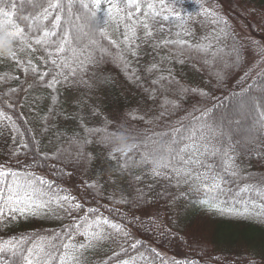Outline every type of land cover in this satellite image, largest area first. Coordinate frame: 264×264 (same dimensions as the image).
Here are the masks:
<instances>
[{
	"label": "trees",
	"instance_id": "16d2710c",
	"mask_svg": "<svg viewBox=\"0 0 264 264\" xmlns=\"http://www.w3.org/2000/svg\"><path fill=\"white\" fill-rule=\"evenodd\" d=\"M60 2L70 4L71 10H50L49 19L39 22L56 32L49 38L52 43L37 45L30 40L33 50L18 53L20 65L0 61V77H5L0 80V96L7 93L4 98L11 97L15 106L4 111L18 129L10 130L7 122L0 125V167L22 177L41 178L52 185L53 192L70 199L61 201L62 208L53 209L56 204H52L23 215L5 209L0 218V244L23 239L22 248L28 249L41 238L59 236L63 242L78 246L86 244L87 238L74 231L75 225L85 219L89 223L106 219L121 231L102 225L106 239L77 252V259L70 264H264V219L235 214L245 207L252 213L264 212V131L259 124L264 120V108H255L244 128L239 118L231 117L240 101L255 99L258 105L264 103V0H169L183 12V26L176 20L160 21L157 25L149 17L152 35L148 36L137 24L134 37L128 31L132 21L124 12L108 16L109 5L102 0L92 21L99 29L91 32L95 44L76 43L79 40L74 39L78 33L74 26L80 25L82 30L85 26L83 19H76L86 12L80 7L81 0ZM112 2L122 4V0ZM149 2L153 0H142L143 10ZM41 3L47 6L46 0H17L22 15L38 14L41 9L33 4ZM206 8L213 10L221 22L213 23L212 17H205ZM57 14L62 17L61 23L53 29ZM134 17L136 21L145 20L143 14L134 12ZM66 32L72 41L69 47L85 49L79 60L87 64V70L80 72L78 62L73 61L77 76H69L67 81L64 76H68L69 70L62 69L61 76V69L50 62L55 58L59 63L55 48ZM33 35L38 38L42 32L33 30ZM126 35L131 38L127 43ZM180 40L191 49L179 57L184 63L177 62L178 45L170 43ZM166 41L169 43L165 44ZM201 45L207 50L197 51ZM119 55L124 59L117 58ZM89 58L91 63H87ZM153 64L163 69L164 75L170 70L182 85L191 89L183 95H167L178 107L164 105L165 96L152 83L160 73L147 71ZM32 68L37 71L32 72ZM54 79L57 82L49 88ZM205 123L215 131L212 143L229 150L234 157L237 175H232V169L225 171L220 156L197 153L201 164L187 167L218 176L221 191L217 193L198 192V182H179L173 169L186 165L176 153L170 167L161 168L162 174L154 176L152 169L156 165L144 162L139 154L128 160V167L124 168L121 154L110 159L111 143L105 146L101 142L106 129L122 131L129 143L147 142L148 147H141L140 151H147L152 159L156 155L153 147L163 142L155 146L151 142L163 133L172 137L179 129L175 133V147L178 150L190 146V152L183 154L186 160L196 149L202 151L199 128ZM193 129L196 134L188 139ZM73 139L80 141V157L75 155ZM85 139L89 142L83 143ZM58 150H68L72 157L56 159ZM168 163L166 152L160 164ZM11 180L10 176L0 178V193L5 198ZM245 188L248 190L242 191ZM205 197L209 203L218 200L225 211L197 202ZM150 209L165 214L160 235L141 228L135 231L137 222L133 224V218ZM92 230H96L94 226ZM55 243L57 251L51 264H60L64 249L59 247V240ZM0 264L24 261L7 251L0 253Z\"/></svg>",
	"mask_w": 264,
	"mask_h": 264
},
{
	"label": "snow or ice",
	"instance_id": "6c2138e0",
	"mask_svg": "<svg viewBox=\"0 0 264 264\" xmlns=\"http://www.w3.org/2000/svg\"><path fill=\"white\" fill-rule=\"evenodd\" d=\"M31 2V0H28ZM108 8L106 10V14L108 16H112L113 13L119 15L121 12H124L127 16L129 21H132L131 25L128 26V31L132 33L134 37L136 35V25L141 24L142 27L145 29L146 34L148 36L152 35V31L149 27L148 18L150 17L151 20L155 24H159L160 21H168V20H176L177 23L183 26L184 19L183 16L175 13V14H165L169 12H174L171 6L175 5V3H170L169 0H155V2H149L145 5L146 10H143L141 7L142 0H122L121 3H113L112 0H107ZM47 6L43 3L41 4H33V7L40 8L41 11L35 15H22L20 12V7L23 4H20L18 7L17 0H0V30H2L7 25L8 34L14 37V47L12 53L7 56L3 57L0 56V61L8 60L10 62H15L17 65H20L22 61L19 59V52H23L25 50H33L32 45L29 42L30 40H34V43L37 45H49L52 41L49 39L56 35V32L53 30H49L43 24L39 23L41 21H47L49 16L52 14L50 10H57L63 11L65 8L67 10H71V5H62L60 0H46ZM80 7L86 10L83 17L77 16L76 19H86L88 21V26L92 29L99 30L92 26V21L96 17L97 12L102 7V0H89V2H83L81 0ZM129 9L133 11H128ZM134 12L137 14H143L145 16V20L143 21H136L134 17ZM205 17H212L213 23H219L220 18L217 14L211 9H204ZM62 17L57 14L53 18L52 28L56 29L60 26ZM225 23V27H227V22ZM77 32L82 31V27L80 25L74 26ZM33 30H37L42 32L38 38L33 35ZM190 34V32L186 33ZM70 33L66 32L64 36L60 39L59 43L55 48L56 56L59 57V63L57 59L51 58L52 53H49V57L51 58V64L56 66L58 69H61L60 75L64 76L62 69L67 68L69 70L68 76H64L65 81L69 79V76L76 77L77 76V67H73V61L78 62V68L80 72H84L87 70V64L84 60H79L80 56H83L85 53L84 48H77L75 46L69 47L72 41L69 39ZM74 39L78 40L79 36L74 37ZM125 42L127 43L131 38L129 36L124 37ZM91 43L95 44V41H91ZM114 43V42H113ZM165 44L169 42H164ZM173 44L178 45L177 51L175 56L178 58V63H184L183 59H179V57L184 56L185 50L188 49L191 51L187 43L183 40L180 41H173L170 42ZM255 44V42H253ZM258 46V45H257ZM86 47V46H85ZM197 51H206L207 49L204 48L203 45L197 46ZM101 51H104L101 49ZM68 53V55H61L63 53ZM136 53L133 51L132 55ZM117 58L123 60V56L119 55ZM239 58V54L237 55ZM207 63V61H205ZM87 63H91V59L89 58ZM28 64L31 65L32 62L29 60ZM25 72L28 71V68L24 69ZM32 72H36V68L31 69ZM148 72H159L160 75L157 79H154L152 83L158 86V91L161 95L165 96L164 105H171L173 108L178 107V105L169 99H167V95L169 93L172 94H180L183 95L184 93L191 91V89L185 87L181 84L179 80H177L171 73L168 71V75L163 74V69H161L157 64H153L147 69ZM261 76H264V73H261ZM14 78V77H8ZM5 79V77H0V80ZM39 79H43V76H40ZM57 81L54 79L52 83L48 84V87L51 88ZM81 83H85L84 81H80ZM31 87V86H30ZM15 93V89L11 90ZM201 95H206V93L201 92ZM7 96V93L4 96H0V104L3 107H0V125H3L5 122L8 123L10 130L18 131L16 129L15 122L12 121L11 116L4 111V108H13L15 105L11 102V97L8 96L7 99L4 97ZM245 101H240L239 104L243 106ZM253 109L257 107L264 108V103L257 104L255 99L251 101ZM208 114V110H206L205 115ZM199 119V118H198ZM260 130L264 131V120L259 122ZM207 130V131H205ZM180 130L176 129L175 132L172 134V137H168L167 133L160 134L158 140H153L151 143L155 146L158 145L161 141L166 145V150L169 155V163L168 164H159L155 168L152 169V175L160 176L162 173L160 171L161 168H168L170 167V161L173 157V154L176 153L179 155L180 159L184 162L186 167L182 169H173L175 175L179 178V182L183 183H191V182H198L199 188L197 189L198 192H213L217 193L221 191V185L219 183V177L214 175H209L208 172H200L197 171L193 167H187L192 165L201 164V161L196 158V154L202 155H211V156H220L225 165V171L232 169V175H237L235 171V159L232 155H230L229 150L223 147H216L215 144L212 143V140L215 139V131L208 125L207 123L200 125L199 132H200V140L203 141L202 144V151L201 149H196L195 152H192L191 155L188 156V159L184 160L185 153L190 152V146L185 145L183 148L177 150L175 147L178 144V140L175 138V133H178ZM196 129H193L187 137L188 139H192L193 136L196 134ZM117 131H108L105 130V135L102 137L101 142L107 146L111 143L112 139L116 135ZM211 134V135H210ZM166 137H168L166 139ZM88 140H84L83 143H88ZM71 143L76 146L77 152L75 155L77 157L82 156V152L79 151V144L80 141L77 139H73ZM28 145L25 144L23 147H27ZM141 147L147 148V142H140L134 145V147L128 152H117L113 151L109 153V158L114 159L116 153H120L121 157L125 160V163L122 167H128V160L134 159L137 154L141 156L142 159L145 160L146 163H151L150 154L147 151L141 152ZM192 148L195 145L191 146ZM153 151H156V148L153 147ZM59 152V150H58ZM16 153H13L15 155ZM61 156L70 159L72 157V153L68 150L63 152H59V155L56 156V159H59ZM12 177L11 183L7 185V197L5 198L2 193H0V218L5 215V209H7L8 213H20L21 215L25 213H33L34 210L39 209H47L52 204H56L58 207H63L64 205L61 201L67 202L70 198L67 196L60 197L57 193L52 191V185L48 182L44 181L41 178L32 177H22L19 173L7 170L3 167H0V178L5 177ZM248 189H242V191H247ZM198 203L206 205L210 209H217L219 211H225V209L220 208L219 201L217 200L215 203H209L208 199L205 197L204 199L197 200ZM76 208L80 207L79 205H75ZM89 211H94L90 209ZM229 213H232V210H227ZM236 215H249L255 216L256 218L264 219V212H255L252 213L245 207L243 212H235ZM102 225H108L112 229L117 232H120L121 229L118 225L109 224V222L105 220L97 219L89 223L87 219L84 220L82 224L75 225L74 231L78 232L81 235L86 236L87 243L86 244H79L73 245L71 243L63 242V239L59 236H55L51 239L41 238V240L34 244L32 248L24 249L22 245L25 243L23 239L20 241H7L3 244H0V253L10 251L13 256H17L18 260H23L24 264H51V261L55 258L54 254L57 251V244L55 241L59 240L60 245L59 247L64 249V254L59 257L60 264H65L66 261L72 262L77 259L76 253L80 252L81 250L93 247L97 242L106 239L104 235V231ZM93 226L95 227V231H93ZM84 229V231H81ZM126 235V233H125ZM69 239H71V234H69ZM135 247V245H133ZM27 252V255H24V252Z\"/></svg>",
	"mask_w": 264,
	"mask_h": 264
},
{
	"label": "rangeland",
	"instance_id": "374dc122",
	"mask_svg": "<svg viewBox=\"0 0 264 264\" xmlns=\"http://www.w3.org/2000/svg\"><path fill=\"white\" fill-rule=\"evenodd\" d=\"M155 2V0H153ZM172 9H174V13H179L183 14L182 11H179L178 8H175L174 6H171ZM172 13V12H171ZM84 20V29L82 32H80V35L78 33H75V36H79L80 39L77 42H90L93 40L94 36L92 28L88 26V21L86 19ZM92 26L95 28V24L92 22ZM89 38V39H87ZM253 107L251 104V101H247L246 103L243 104V106L238 105V107L232 112L231 117H236L237 120L238 118L240 119L241 123L243 124L241 128H244L245 126L248 125V122L250 121L252 115H253ZM230 122V121H229ZM57 205H53L52 208L55 209ZM79 211V210H78ZM165 214L159 210V209H150L148 211H143L138 213L137 218H133V220H136L133 224H136L137 222V227L135 228V231L139 230H146L147 232H152L153 234H158L160 235L161 232L163 231V228L165 227V224H162L164 220ZM132 220V221H133ZM141 228V229H140Z\"/></svg>",
	"mask_w": 264,
	"mask_h": 264
},
{
	"label": "clouds",
	"instance_id": "9594fccd",
	"mask_svg": "<svg viewBox=\"0 0 264 264\" xmlns=\"http://www.w3.org/2000/svg\"><path fill=\"white\" fill-rule=\"evenodd\" d=\"M13 41L14 37L8 34L7 25L5 24L4 28L0 30V56L7 57L12 53L14 47ZM111 147L113 151L128 152L134 147V144L128 142V137L124 132L117 131L111 141ZM166 152L165 144L161 143L158 145L156 147V155L151 159V163L156 166L159 165Z\"/></svg>",
	"mask_w": 264,
	"mask_h": 264
}]
</instances>
